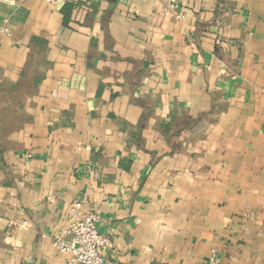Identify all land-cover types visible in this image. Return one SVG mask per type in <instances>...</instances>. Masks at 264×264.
Listing matches in <instances>:
<instances>
[{
  "label": "crops",
  "instance_id": "crops-1",
  "mask_svg": "<svg viewBox=\"0 0 264 264\" xmlns=\"http://www.w3.org/2000/svg\"><path fill=\"white\" fill-rule=\"evenodd\" d=\"M167 5L0 0V264H264V0Z\"/></svg>",
  "mask_w": 264,
  "mask_h": 264
},
{
  "label": "built area",
  "instance_id": "built-area-1",
  "mask_svg": "<svg viewBox=\"0 0 264 264\" xmlns=\"http://www.w3.org/2000/svg\"><path fill=\"white\" fill-rule=\"evenodd\" d=\"M176 1L168 0L165 11L172 10ZM5 31L3 28L2 32ZM78 207L76 204L69 209L67 224L55 237L53 246L69 256L65 264H113L101 255L103 249L109 246V241L96 229L99 216L94 213L82 215Z\"/></svg>",
  "mask_w": 264,
  "mask_h": 264
},
{
  "label": "trees",
  "instance_id": "trees-1",
  "mask_svg": "<svg viewBox=\"0 0 264 264\" xmlns=\"http://www.w3.org/2000/svg\"><path fill=\"white\" fill-rule=\"evenodd\" d=\"M17 87L13 86V85H7V84H0V93H8L10 94L9 96L6 97H2L0 96V103L3 102H8L12 108V112L11 113H7L6 114V118H5V124L6 126H13V125H17V122L19 121L17 112L15 111V109L21 105L22 102V98H21V92H17L15 91ZM22 90L25 93H28L30 90V86L28 84L23 85ZM1 155V153H0Z\"/></svg>",
  "mask_w": 264,
  "mask_h": 264
}]
</instances>
